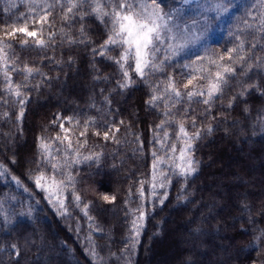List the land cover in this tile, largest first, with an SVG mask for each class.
Listing matches in <instances>:
<instances>
[{
	"label": "trees",
	"instance_id": "16d2710c",
	"mask_svg": "<svg viewBox=\"0 0 264 264\" xmlns=\"http://www.w3.org/2000/svg\"><path fill=\"white\" fill-rule=\"evenodd\" d=\"M166 2L176 7L182 0ZM196 2L206 5L212 0H197L185 6L188 15L192 14ZM244 2L255 4L256 0ZM28 13L27 0H0V25L6 19L15 20L17 15ZM58 13L59 9L50 18L54 21L52 30L57 33L56 38L43 52L36 50L30 39L29 47L22 49L19 35L9 40L13 49L6 50L15 60L17 69L27 63L51 79L45 82L34 73L27 82L28 87L22 89L29 101L22 120H17L19 107L12 102L15 97H7L8 104L0 103V164L8 169L0 176V261L3 264H14L17 260L19 264H164L161 262L179 249L180 258L176 259L179 253L176 251L175 260L170 258L171 264H261L264 245L254 241V237L264 230V128L260 127V121L264 119V96L254 90L249 99L250 114H245L243 104L227 108V96L231 93L226 89L224 104L216 102L213 109L216 119L209 121L215 131L194 144L198 171L189 179L183 192L181 183L173 179L164 205L158 202L164 189L158 188L153 197L150 184L145 183L147 216L144 227L135 250H126L133 219L129 209L140 203L139 181L150 178L153 148H161L160 144L151 143L153 129L160 123L161 109H148L146 100L150 90L134 73L136 82L133 86L120 90L116 84L121 78L118 66L110 59L93 55L92 47L98 49L106 39L103 24L93 17L88 18L85 43L79 42V24H76L69 32L75 42L69 44L61 39ZM242 14L241 11L236 16ZM238 24L235 16L218 22L209 54L213 51L223 53L233 47L235 41L230 33L236 31ZM45 34L47 41V29ZM200 54H204L202 50ZM106 56H116V52ZM160 56L162 59L163 54ZM51 57L54 59H49ZM192 60L195 56L171 61L165 73H157L149 77V81L156 83L171 75L178 83L186 82L189 69L184 64ZM11 75L14 83L24 82L18 72ZM95 75L100 79H93ZM257 79L264 83V76ZM3 86L4 78L0 75V96ZM106 97L111 101L110 109ZM184 107H188L187 98ZM204 107L193 103V115L202 113ZM5 112L10 114L7 120ZM109 112V121L114 119L118 123L122 119L125 122L118 134L121 143L105 142L89 129L88 144L80 151L82 155L103 152L101 162L99 166L94 163L89 166V162L73 165L76 191L82 197V205L76 207L69 189L65 194L69 215H58L27 175L29 167L35 168L31 161L38 159L37 138L56 136L55 117L79 120V130H82L85 121L99 120ZM129 123L132 133L141 136L143 149L134 135L127 134ZM190 124L189 120L185 125L189 132L192 131ZM168 131L170 139L166 143H176L177 149L182 147L175 139V125ZM157 132L162 138L163 132ZM57 144H53V155L62 157V152H55ZM60 147L63 149L64 145ZM13 176L21 180V185L16 184ZM103 195L116 199L107 203L101 199ZM178 196L181 197L179 200ZM126 200L128 204H125ZM83 203L89 204L91 221L83 214ZM244 203L251 208V221ZM29 208L31 215H27ZM5 216L8 222H5ZM176 235L184 237L180 244L174 239ZM13 242L19 245L20 257H16L10 248ZM92 245L98 253L95 259L90 254ZM10 252L13 254L9 255ZM57 258L59 263L54 262Z\"/></svg>",
	"mask_w": 264,
	"mask_h": 264
},
{
	"label": "snow or ice",
	"instance_id": "6c2138e0",
	"mask_svg": "<svg viewBox=\"0 0 264 264\" xmlns=\"http://www.w3.org/2000/svg\"><path fill=\"white\" fill-rule=\"evenodd\" d=\"M193 2L194 0H182L179 6L173 7L166 0H27L28 14L17 15L15 20L6 19L5 23L0 25V75L4 78L0 103L8 104L7 97H15L16 99L12 102L19 107L17 120H22L25 115V108L29 101L22 89L28 87L27 82L33 78V74L41 76L45 82L51 78L27 63L17 69L15 60L6 51L13 49V44L9 40L16 37L17 33H21L22 49L29 47L28 38H33L31 44L36 50L43 52L57 35L52 30L54 21L50 19L57 14V9H59L58 14L62 25L61 39L67 40L69 44L75 42V38L69 35V32L76 24H79L80 43L86 42L85 24L89 17L103 24L106 29V39L98 49L95 46L92 47L93 55L110 59L118 66L121 78L116 84L120 90L133 86L136 82L134 73L150 90L146 100L148 109H161L160 123L153 129L151 141L153 145L160 144L161 148L160 150L153 148L150 178L139 181L140 187L137 191L140 203L134 209H129L133 219L126 250H135L144 227L147 216L144 199L145 183L150 184L153 197L157 195L158 188L164 189L158 201L160 205H164L168 197L167 189L172 186L173 179L181 183L183 192L189 179L198 171L199 164L194 159V144L215 131L209 121L216 119L213 111L216 102L220 101L222 105L224 104L226 89L231 93L227 96V108L233 109L237 104H243L245 114H250L249 99L254 90L264 96V83L257 79L264 76V0H256L255 4H248L244 0L240 2L212 0V3L206 5L196 2L192 14L188 15L185 6ZM241 11L243 14L236 16V13ZM229 16H235L239 21L236 31L230 33L235 41L233 47L227 48L223 53L213 51L209 54L215 26L221 19ZM66 28L68 31L65 30ZM45 29H47V41L44 39ZM201 50L203 55L200 54ZM111 52H116V56H106ZM191 56H195V60L184 64V67L189 69L185 77L186 82L178 83L171 75H167L165 80L156 83L149 81V77H154L157 73H165L171 61L178 62L180 59H190ZM69 63H71V57H69ZM13 72L21 74L24 82L14 83L11 75ZM93 79L99 80L100 76L95 75ZM35 87L38 89L39 85ZM185 98H187L188 107H184ZM105 100L110 109V99L106 97ZM193 103L205 106L202 113L193 115L194 109L191 108ZM109 114L111 113L104 114L99 120L85 121L82 130H79V120L73 122L72 117H67L69 123L75 124L74 128L67 129L64 123H59L57 126L60 132L55 137L49 139L42 135L37 138L38 159L31 161L35 168L29 167L27 175L35 188L45 194L43 199L47 200L58 215H69L66 205L68 197L65 195L69 189L76 207L81 208L82 205V197L76 191L73 165L89 162V166L92 163L99 166L101 162L103 152H89L88 155H82L80 151L88 144L89 129H93L92 134L105 142L111 140L114 144L121 143L118 134L125 122L122 119L118 123L114 119L109 121L107 119ZM9 116L8 112L4 113L6 120ZM60 119L59 116L55 117L53 123ZM189 120L191 132L185 127ZM173 125L177 129L175 139L182 145L179 149L176 143H166L170 139L168 128ZM260 127L264 128V119L260 121ZM126 128L127 134L134 135L140 149H143L145 145L141 136L132 133L131 123ZM157 130L163 132L162 138ZM70 131L73 133L79 131L75 147L69 138ZM81 137L84 139H80ZM55 142H58L55 152L57 154L62 152V157L53 155ZM61 145H64L63 149ZM12 163H16L15 157ZM7 172L8 169L0 164V176ZM12 179L17 185H21V180L16 176ZM24 190L27 192L28 188L25 187ZM131 194L130 189L129 196ZM180 198V196L177 197L178 200ZM101 199L104 202L113 203L116 197L103 195ZM128 203L129 201L126 200L125 204ZM243 207L249 213L251 221L250 206L244 203ZM88 209L89 204L83 203V214L91 221L92 217ZM31 211L29 208L27 215H31ZM5 222H8L7 216H5ZM89 227H93L92 224H89ZM254 241L264 245V230L254 237ZM10 248L16 257H20L19 245L16 242H13ZM12 254V252L9 253V255ZM90 254L94 259L98 256L95 245H92ZM0 264H3V261H0ZM14 264H19V260ZM261 264H264V261H261Z\"/></svg>",
	"mask_w": 264,
	"mask_h": 264
},
{
	"label": "rangeland",
	"instance_id": "374dc122",
	"mask_svg": "<svg viewBox=\"0 0 264 264\" xmlns=\"http://www.w3.org/2000/svg\"><path fill=\"white\" fill-rule=\"evenodd\" d=\"M195 1H197V0H194V2ZM216 35H218V31H216V33H215ZM17 35H19V36H22V34L21 33H17ZM46 36V34H44V38H46L45 37ZM28 39H30V40H32L33 38H28ZM74 122V121H73ZM59 123H64V125H65V128H67V129H72V128H74L75 127V124L74 123H69L68 122V120L67 119H60V120H58L56 123H54V127H55V133H56V135H57V133H59L60 132V129H59V127L57 126V124H59ZM79 134L77 133V131L75 132V133H73V132H69V138L73 141V143H75V140H76V137L78 136ZM80 139H82V137L80 138ZM67 142V141H66ZM183 238L184 237H182V235H176V236H174V239L175 240H178V241H176L177 243H181V241L183 240ZM186 240V239H185ZM180 247V246H179ZM182 248V247H181ZM176 251H179V249L177 250H175L174 252L172 251V254L170 255V257L169 258H165V260L164 261H162L161 263H164V264H166V262H167V264H171L172 263V257H173V260H175L174 258V256H176L177 255V252ZM181 251V250H180ZM180 251H179V253H178V257L176 258V259H178V258H180ZM170 258H171V260H170ZM55 263H59V260H58V258L56 259V261H54ZM61 262V261H60ZM43 264H46V262H43Z\"/></svg>",
	"mask_w": 264,
	"mask_h": 264
}]
</instances>
